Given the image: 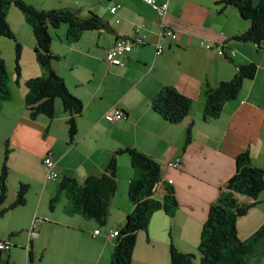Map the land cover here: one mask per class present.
I'll list each match as a JSON object with an SVG mask.
<instances>
[{
    "label": "crops",
    "instance_id": "0c3cea01",
    "mask_svg": "<svg viewBox=\"0 0 264 264\" xmlns=\"http://www.w3.org/2000/svg\"><path fill=\"white\" fill-rule=\"evenodd\" d=\"M26 1L45 9L74 6L82 11V16L92 11L108 23L110 30L101 34L88 32L80 42L70 45L66 41V28H60L59 37L52 43V53L59 58L54 67L64 79L63 58L68 54L88 58L87 71L83 73L86 79L77 77L71 86L67 84L71 93L84 103V112L78 118L76 143L69 144L68 115L62 103H57L53 122L47 117L40 120L45 116L33 121L29 113L22 114L14 94L0 112V140L25 146L45 130L50 143L41 158L45 154L43 159L49 154L54 157L59 182L65 176L83 183L89 176L102 175L110 157L119 149L133 148L152 156L162 167L163 182L157 188L156 198L164 199L165 183L173 180L179 208L173 217L163 211L153 215L148 232L138 235L132 264H171V245L193 253L189 250H197L200 245L210 206L236 173V158L248 152L254 166L264 167V50L258 51L251 42L235 40L248 31L250 21L244 19L236 7L225 6L221 0H156L159 5L169 4L165 18L141 0H74L72 5L71 0H60L54 3L59 7L40 5L36 0ZM259 2L254 0L255 5ZM116 4H121L122 8L113 15L111 8ZM8 22L17 40L35 50V37L24 17L10 10ZM163 24L177 34L176 40L161 37ZM137 28L141 29L146 43L135 45L123 59V66H110L106 61L107 51L118 39L136 36ZM20 35L26 36L27 41ZM201 42L213 48L207 50ZM157 44L164 47L159 56L156 55ZM218 47L223 48L225 55L219 54ZM231 50L235 51L233 58L227 56ZM21 61L23 67L30 66L38 76L43 75L35 53L34 58L24 57L23 49ZM247 64L257 66L256 77L244 83L238 98L225 106L218 119L206 121V85L216 87L231 80L238 67ZM167 86L193 100L190 115L180 124L168 123L152 108L153 99ZM11 89L13 92V87ZM14 89L17 93L20 88L15 86ZM26 95L27 92L25 103ZM117 108L128 114L129 119L108 120L106 116ZM189 130L192 140L187 143ZM175 160L181 161L180 169L168 167V163ZM117 175L118 192L111 201L107 225L95 235L98 223L64 212L69 205L65 195L60 208H51L48 203L59 195V183L48 181L46 170L45 176L42 172L43 188L37 204L30 203L25 212L18 209L7 215L10 222L3 240L11 242L12 248L6 257L2 254V261L110 264L115 246L110 232L119 233L133 211L128 188L134 170L128 155L118 157ZM259 201L258 206L263 203L260 196ZM36 218L42 222L35 235L30 236ZM28 245H31L29 252Z\"/></svg>",
    "mask_w": 264,
    "mask_h": 264
},
{
    "label": "trees",
    "instance_id": "16d2710c",
    "mask_svg": "<svg viewBox=\"0 0 264 264\" xmlns=\"http://www.w3.org/2000/svg\"><path fill=\"white\" fill-rule=\"evenodd\" d=\"M225 6L236 7L241 16L250 21L247 32L235 40L251 42L258 51L264 50V0L255 5L254 0H221ZM12 7L17 8L25 17L36 40L35 55L44 73L40 77L29 79L25 84L28 89L26 107L31 120L41 116L51 122L56 118L57 101L61 100L64 112L68 115L66 124L69 129V144L76 143L78 118L84 112V103L74 96L67 84L54 67L59 58L52 53V43L59 37L57 30L62 25L68 27L66 41L73 45L81 41L88 32H109L110 26L98 14L89 11L82 16L76 8H38L26 0H0V37L16 42V84L20 85L22 77V44L17 40L8 16ZM108 52V51H107ZM229 58L230 52L227 55ZM258 68L255 64L240 65L236 75L229 81H223L216 87L206 85L204 119H218L225 106L236 100L246 81L256 77ZM13 99L10 86V75L5 59L0 50V112L3 104ZM193 107V100L176 88L164 87L152 101V108L170 124H180L188 118ZM192 136L188 131L187 143ZM5 162L0 173V219L12 211L27 206L30 186L21 184L16 200L5 207L8 200L7 180L9 177L8 159L9 142H6ZM128 155L134 170L130 180L128 197L133 204V211L127 216L125 226L115 239L114 252L110 264H132L134 251L141 232H148L153 215L163 211L173 217L179 208L175 188L165 183L166 194L163 200L156 198V191L162 181V167L152 156L133 148L119 149L110 157L102 175L89 176L80 183L74 178L63 177L59 182V195L51 201V208L65 195L69 205L64 212L69 216L79 215L86 220L95 221L100 226L107 225L112 199L118 192V157ZM55 160V159H54ZM56 161V160H55ZM57 163V162H56ZM264 192V167L253 165L248 152L236 158V173L221 189L215 203L210 206L209 216L204 223L199 252L200 264H248V257L258 253L259 247L264 250V224L246 240L238 236V220L249 214L252 208L261 202L259 196ZM245 199L253 202L244 201ZM12 243L3 240L0 241ZM32 243V242H31ZM10 248V249H11ZM9 250H0V264H11L2 261V254ZM31 256V252H30ZM171 264H195V256L179 251L174 245L170 248Z\"/></svg>",
    "mask_w": 264,
    "mask_h": 264
},
{
    "label": "rangeland",
    "instance_id": "374dc122",
    "mask_svg": "<svg viewBox=\"0 0 264 264\" xmlns=\"http://www.w3.org/2000/svg\"><path fill=\"white\" fill-rule=\"evenodd\" d=\"M36 1H39L40 5H42V3H45L49 7H59V4H54V3H59L60 0H36ZM72 4H74V0H71L70 5ZM37 7L39 8V6ZM70 8H74V6H70ZM13 11L19 13L20 15L24 17V15L17 8L12 7L11 12ZM61 28H66V30H68V27L66 25H62ZM59 32H60V29L57 30V34ZM20 37H22V39L27 41L26 36L20 35ZM22 48L24 49V57L27 56V57L34 58L35 50H31L30 46H26V45H24V47ZM0 50L2 51V56L5 59L7 70L10 75V85L11 87H13L12 93L15 95L14 101L17 104V106H19V109L21 110L22 114L26 115L27 113H29V111L26 110L27 108H26V103L24 100L25 93L26 92L28 93V89L25 84L26 80L40 77L41 75L38 76L36 72L31 70L30 66L23 67L24 62L21 61L20 65L21 67H23L22 68L23 71H22L21 83L18 86L15 82V79H16V42L14 40H11L5 37H0ZM54 63L56 64V61H54ZM61 64H62L61 65L62 74L66 77L64 80L66 84H68L69 86H71L72 81H76L77 77L81 79H86V75L83 74L84 72L87 71V66H88V58L86 55L74 56V54L73 55L68 54L66 58L62 59ZM77 65L79 68L77 67L76 69L72 70V68ZM15 86L20 88L19 91L16 90L17 93H15V89H14ZM58 102L61 103V100H58L57 103ZM21 112L19 111L18 113L19 117L21 115ZM29 116H28V119H30ZM44 118L46 117H41L40 120H44ZM45 132H46L45 130L39 132V134L35 136L33 139L29 140L27 145L25 144V146H22V144L19 145L16 141L7 140V142L9 141V150H10V155L8 159V166H9L10 173H9V177L7 180L8 200H7L5 207H8L16 200L17 193L20 189L21 184H27L30 186L29 193L27 196L28 204L26 207L21 209L23 212H25L26 210L30 208V203L37 204V202L39 201L41 190L43 188L42 172H44V176H45V169L41 163V160L45 157L46 154L43 156V158L41 157L43 153L47 152L48 144L50 143V139L47 140V138L45 137ZM6 148H7L6 142H2L0 140V173L2 171V167L5 162ZM259 168H263V167H259ZM57 181L59 183V179ZM60 198H59L60 201L55 203V207L59 206L60 208L62 202L65 200L64 195L62 197L60 196ZM260 198L263 199V203L260 206H257L258 209L252 208V210L250 211L248 215L238 220V236L240 240H243V241L246 240L251 234L259 230L260 227L264 224V192L263 194L260 195ZM48 204H51V202H49ZM47 209L48 211H50V208H47ZM8 216L6 218L0 219V241L4 239L5 231L7 230L8 224L10 222ZM97 228L99 230L104 229L100 225H98ZM259 250L260 251L258 253L254 254L253 256L248 257V264H264V250H261L260 247H259ZM189 251H193V253L192 252L188 253V252H183V251L181 252L194 255L195 264H200L201 254L199 252V247L197 248V250L196 248H193V250H189ZM23 253L26 255V251H23ZM7 254L8 253L5 252L3 254V257H6Z\"/></svg>",
    "mask_w": 264,
    "mask_h": 264
},
{
    "label": "built area",
    "instance_id": "2783aa9c",
    "mask_svg": "<svg viewBox=\"0 0 264 264\" xmlns=\"http://www.w3.org/2000/svg\"><path fill=\"white\" fill-rule=\"evenodd\" d=\"M142 2L154 7L158 13V15L162 18H165L168 14L169 10V4L166 2L164 4L159 5L156 0H141ZM122 8L121 4H116L111 8V13L113 15L117 14V12ZM120 20H117L119 22ZM161 37H169L172 40L177 39V34L170 28L166 27L165 24H163ZM146 43L145 37L141 34V29H136V36L131 38H121L118 39L114 45L108 50L106 55V61L111 66L118 65L123 66V59L132 52L135 45H144ZM201 45H203L207 50H211L213 47L210 44H206L205 42H201ZM164 47L162 44H157V50L156 55L159 56L163 53ZM218 51L220 55H225V52L222 47H218ZM230 56H235V51H230ZM107 119L113 122H119L122 120H128L129 116L121 109H116L114 112L109 113L107 116ZM43 165L46 170V179L48 181H57L60 179V174L57 171V163L54 160V157L49 154L43 161ZM168 167L173 169H180L181 168V161L175 160L173 162L168 163ZM169 184H172L173 181L169 180ZM42 220L36 218L34 220L33 227L30 230V236H34L35 232L38 229L39 223H41ZM100 230L95 231V235H99ZM118 232H110V238L114 239L117 238ZM30 246L28 245L27 251H30ZM11 248V245L9 243L1 242L0 243V250H9Z\"/></svg>",
    "mask_w": 264,
    "mask_h": 264
}]
</instances>
